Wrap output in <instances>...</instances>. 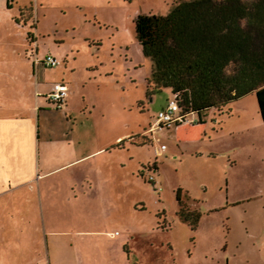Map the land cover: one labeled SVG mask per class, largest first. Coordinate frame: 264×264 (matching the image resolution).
Returning a JSON list of instances; mask_svg holds the SVG:
<instances>
[{
    "label": "rangeland",
    "instance_id": "374dc122",
    "mask_svg": "<svg viewBox=\"0 0 264 264\" xmlns=\"http://www.w3.org/2000/svg\"><path fill=\"white\" fill-rule=\"evenodd\" d=\"M175 1L36 0L34 13L20 14L38 21L39 56L49 47L61 61L57 73L72 70L66 75L76 121L68 125L66 107L52 104L55 127L70 126L89 150L122 136L111 152L85 162L116 178L111 198H101L107 190L82 194L77 184V196L65 200L70 254L110 257L112 264H264V121L255 93L209 110L204 123L189 114L179 126L156 118L168 92L147 95L152 60L135 37L134 20L165 15ZM132 133L135 145L126 139ZM79 172L72 174L78 183ZM178 188L201 212L196 229L176 215ZM112 213L121 217L116 227L105 222ZM115 240L119 247L107 246Z\"/></svg>",
    "mask_w": 264,
    "mask_h": 264
},
{
    "label": "crops",
    "instance_id": "0c3cea01",
    "mask_svg": "<svg viewBox=\"0 0 264 264\" xmlns=\"http://www.w3.org/2000/svg\"><path fill=\"white\" fill-rule=\"evenodd\" d=\"M35 1L0 0V264H112L110 257L72 258L64 206L65 200L77 196V184L82 194L99 196L107 190L101 198H111L109 189L116 178L103 175L98 162H85L111 152L122 136L106 139L89 150L86 139L68 126L77 117L71 108L73 81L66 75L72 70L59 74L54 67L45 66L43 59L51 52L48 47L45 55L39 56L38 21L35 23L31 14L25 20L20 17L24 9L34 13ZM55 82L68 87L61 106L66 107L69 124L60 121L58 128L52 112L55 103L49 98ZM164 90L171 94L169 88ZM146 104L150 111L153 98ZM98 134L107 136V132ZM133 137L128 134L126 139L135 145ZM73 170L80 171L79 183ZM60 171H64L62 176L55 175ZM111 216L105 222L116 227L121 217L117 213ZM118 242L107 246L119 247Z\"/></svg>",
    "mask_w": 264,
    "mask_h": 264
},
{
    "label": "trees",
    "instance_id": "16d2710c",
    "mask_svg": "<svg viewBox=\"0 0 264 264\" xmlns=\"http://www.w3.org/2000/svg\"><path fill=\"white\" fill-rule=\"evenodd\" d=\"M134 34L152 60L147 95L170 89L182 115L176 126L189 114L204 123L209 110L250 93L264 121V0H178L165 15H138ZM175 198L178 218L196 229L195 202L181 188Z\"/></svg>",
    "mask_w": 264,
    "mask_h": 264
},
{
    "label": "built area",
    "instance_id": "2783aa9c",
    "mask_svg": "<svg viewBox=\"0 0 264 264\" xmlns=\"http://www.w3.org/2000/svg\"><path fill=\"white\" fill-rule=\"evenodd\" d=\"M35 62L37 63V59H35ZM43 63L46 67L53 68L59 66L61 61L54 55L47 54L43 59ZM67 96V85L63 82H55L52 87V91L49 94L50 100L60 107ZM156 118L161 124L165 125L182 121V115L179 113L178 102L174 96L169 97L166 106L156 112ZM153 179V177H150L151 181H153Z\"/></svg>",
    "mask_w": 264,
    "mask_h": 264
}]
</instances>
